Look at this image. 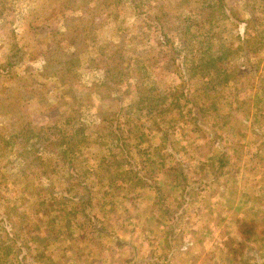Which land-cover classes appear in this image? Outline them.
Instances as JSON below:
<instances>
[{
	"label": "rangeland",
	"instance_id": "rangeland-1",
	"mask_svg": "<svg viewBox=\"0 0 264 264\" xmlns=\"http://www.w3.org/2000/svg\"><path fill=\"white\" fill-rule=\"evenodd\" d=\"M231 141H264V0H0V264H208L210 159Z\"/></svg>",
	"mask_w": 264,
	"mask_h": 264
},
{
	"label": "crops",
	"instance_id": "crops-1",
	"mask_svg": "<svg viewBox=\"0 0 264 264\" xmlns=\"http://www.w3.org/2000/svg\"><path fill=\"white\" fill-rule=\"evenodd\" d=\"M263 142L231 141L234 144L229 147L232 148V152L228 150L231 153L229 157L224 154L226 150H222L223 153L222 151L214 153L210 159L211 162L221 161L225 169L223 166L218 175L216 173L218 168L214 165L215 170L208 173L209 178L214 174L219 177L207 181L206 199L209 198L207 209L213 215H208L204 225L211 227L213 232L199 235L196 240L201 241L203 245L201 259L205 263L242 264L238 261L239 256L245 257L244 251L252 252L255 244L258 254L253 256L248 254L247 261L252 259L255 260V264H264V168L256 167L258 162H254L253 156V153L259 158L264 156ZM254 146L256 150L253 152ZM215 149L219 150L220 147L217 145ZM242 150H246L248 154L241 156ZM245 158H248V161H245ZM259 172L262 183L259 184L256 179L253 182L259 185L257 187L250 180L258 178L256 176ZM244 179H249L250 184ZM250 215L252 217H249ZM252 220L253 222L250 223ZM165 235L162 237L164 238ZM176 242L179 240L177 239Z\"/></svg>",
	"mask_w": 264,
	"mask_h": 264
},
{
	"label": "trees",
	"instance_id": "trees-1",
	"mask_svg": "<svg viewBox=\"0 0 264 264\" xmlns=\"http://www.w3.org/2000/svg\"><path fill=\"white\" fill-rule=\"evenodd\" d=\"M119 1V0H118ZM133 2H136V0H130V3H133ZM229 12H230V18H233V16H234V12L232 11V10H228ZM134 16H136V17H140V18H144V19H146V21L148 22V24H149V27L155 32V33H157L156 31H158L159 30V32L160 33H163V37H162V42H163V44L165 45V46H168L169 44H170V40L169 39H167L168 38V35L169 34H175V31H173L172 29L170 30V29H168V33H164V31L162 30V29H160V28H156L155 27V24L152 26V24H153V22L155 21V20H160V18H161V16H159V15H152V16H148L147 14H145V12L144 11H142V10H139V9H137L136 7H135V13H134ZM229 16V15H228ZM238 20L239 19H237L234 23H233V27L231 26L230 27V29H229V32L231 33L232 32V30L234 29L236 32H237V26L235 25V23H238ZM164 28H166V27H169L170 26V24L168 23V22H166L165 23V25H162ZM154 27H155V30H154ZM167 30V29H166ZM247 32V31H246ZM186 33L187 32H185V34H184V36L186 35ZM158 34V33H157ZM231 35V34H230ZM183 36V37H184ZM235 36L238 38L239 36H240V33H236L235 34ZM241 37V36H240ZM169 50V49H168ZM169 52L171 53V54H173V55H176L177 53L175 52V50H174V48H172L171 50H169ZM228 55V52L224 49V51H221V52H219V51H217V55L215 56V57H213V58H210L208 61H206V62H204L203 63V66H204V69H207V70H205V72H207V74L208 75H211L212 76V78H216L215 77V75H219V76H221V74L223 75L225 72H227V69L226 68H224L223 67V65H224V63H223V60L225 59V57ZM227 58V57H226ZM212 68H214V69H212ZM219 70H218V69ZM212 69V70H211ZM216 70L218 71V72H216ZM100 84V86H102V87H104L105 89H107V86H108V84H106V82H100L99 83ZM222 84H223V82H222ZM109 85H111V84H109ZM115 86V85H114ZM117 89V88H116ZM118 90L119 89H117V91L116 90H109V92L107 91V93L111 96V95H114L116 92H118ZM96 91V90H95ZM100 94H101V92H99ZM100 94H98V96L100 97V96H102V95H100ZM159 98V97H158ZM101 99V98H100ZM100 103V102H99ZM104 108V105L103 104H98V110L100 109V108ZM152 109L154 108V107H151ZM155 113H157V111H155L154 112V114ZM132 124V123H131ZM132 127H134V125L132 124L131 125V128ZM136 128H138V127H136ZM109 129H108V127L106 126L105 127V134H104V136H105V138H106V140L107 141H109V140H113V141H111V142H114V140L116 141V142H118V143H120V146L121 145H123V146H125L126 144H125V142L126 141H120L122 138H125V135L122 133H120V132H118L116 135H115V138L113 137V138H108V137H110V135H112V133L111 132H109L108 131ZM93 137V135L92 134H89L88 136H86V138H88L87 140V142L86 143H88V144H95V143H93V141H89L90 139L89 138H92ZM108 143V142H107ZM38 146V148L41 146V145H36V144H34V147H37ZM77 153V152H76ZM59 159V157H56V160H58ZM129 159H132V161H135V163H136V159L135 158H133V157H131V156H126V157H124V161L123 162H127L128 164H134V162H130V160ZM68 165H71V163H70V161H66V162H64L63 164H62V166H64V167H66V166H68ZM124 172L125 173H127L128 174V172H129V168H127V169H124ZM112 177V176H111ZM53 178V177H52ZM53 181L56 183V184H58L54 179H53ZM75 183V181H72V183L70 184V185H68L63 179H59V185H58V187H57V189L60 191V192H65V193H68V192H70L71 191V189H72V185ZM84 186H85V182H77L76 183V187L77 188H79L78 189V191H76V193H75V196L77 197V198H79L82 202H84V204H86L85 205V207H87L88 206V204H89V201H90V196H91V193H92V190H91V186L90 185H88V186H85V191L84 190H82V188H84ZM82 195H87L88 196V199L86 200V201H84L83 200V197L84 196H82ZM14 238H15V240H14ZM14 238H9L8 240H10L11 241V245H10V247H14L13 246V244L15 243V242H20L21 241V239L22 238H20V237H14ZM17 239V240H16ZM10 247H6V251H5V254H6V256H8V255H10L11 254V248Z\"/></svg>",
	"mask_w": 264,
	"mask_h": 264
}]
</instances>
